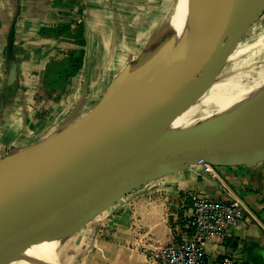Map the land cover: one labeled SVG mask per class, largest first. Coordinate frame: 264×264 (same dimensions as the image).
I'll return each mask as SVG.
<instances>
[{"label":"water","instance_id":"obj_1","mask_svg":"<svg viewBox=\"0 0 264 264\" xmlns=\"http://www.w3.org/2000/svg\"><path fill=\"white\" fill-rule=\"evenodd\" d=\"M175 0L100 104L62 131L0 159V264L73 238L126 195L192 166L264 162V92L238 108L163 130L222 62L264 0ZM8 37L10 79L17 66ZM213 84H208V91Z\"/></svg>","mask_w":264,"mask_h":264},{"label":"crops","instance_id":"obj_2","mask_svg":"<svg viewBox=\"0 0 264 264\" xmlns=\"http://www.w3.org/2000/svg\"><path fill=\"white\" fill-rule=\"evenodd\" d=\"M142 1L136 11L152 20L141 24L138 16L133 23L139 31L131 36L126 31L132 23L124 18L130 0H0V159L62 131L100 104L136 58L135 46L145 47L175 0ZM82 14L84 26H78ZM14 24L17 74L11 80L7 46ZM146 29L152 30L147 39ZM78 54L82 65L75 68ZM66 68L67 80L56 83ZM58 87L66 95L50 99ZM203 167L135 189L79 232L77 248H69L73 238L63 240L68 245L57 260L72 264L75 255L76 264H162V249L190 231L193 197L202 195L238 200L246 214L225 238L206 242L208 264H219L226 254L245 264H264V162L219 166L214 176Z\"/></svg>","mask_w":264,"mask_h":264},{"label":"rangeland","instance_id":"obj_3","mask_svg":"<svg viewBox=\"0 0 264 264\" xmlns=\"http://www.w3.org/2000/svg\"><path fill=\"white\" fill-rule=\"evenodd\" d=\"M137 1L144 3L142 0H130V2H128L129 7H130V13H124V18L127 19V21L132 23L130 24V26H128L129 28L126 31L129 34H131V36L134 35V33L139 31L138 28L136 27L138 26L139 23H136V26H134V23H133L135 19H137L138 16H139V22L141 24H144V21H146L147 23L148 21L152 20L150 14L147 15L148 18H143L144 16H142L141 14H138L139 12L136 11L138 9L136 7L138 3ZM155 1L156 0H152L151 2H155ZM160 1L161 3L164 2V0H159V2ZM188 1L189 0H187V3ZM146 2L148 3V0H146ZM79 18L81 20H79V22L78 21L76 22L77 25L84 26V19H85L84 14H82V16H80ZM70 23L71 21L69 20L66 22V25L68 26L70 25ZM142 31L146 32L145 38L147 39L148 35L151 33L152 30L146 29ZM82 42L84 44L83 39H82ZM134 49H135L134 57H137L141 53L143 46L142 45L135 46ZM84 53L85 52L83 51L82 55ZM232 58H234L235 60H240V61H235V60L231 61ZM80 61L82 62V59H80L79 54H78L77 59H75L73 63L75 68L81 67L82 63ZM221 62L222 63L219 65L218 75L216 76V78L211 80L214 82L213 83L214 86L210 90L205 91L204 90L205 86L211 81L206 83V78H203L200 84L201 88L197 90L198 84L196 85L194 90L190 93V95L186 98V100L182 103V105L166 121V124L164 125L163 129L169 127L178 118V116L176 117L175 114L184 107L185 103L190 97L194 98L195 100L194 105H197L199 109L195 111L194 116H193V121L190 122V125L197 124L204 119L212 118L216 115L223 113V112H219L218 110H215L216 106L214 105L213 106L214 108L210 111L209 116L201 115L203 109L206 108L207 105L210 102H212V100L216 96H219L222 93L221 92L222 89L228 83H229V86H231V89L228 92H231L239 88H242L243 82L240 81L239 78L243 77V79H246L245 83H249L253 80L254 77H257L258 72L264 71V5L254 15V17L242 28V30L240 31V33L238 34L237 38L232 43L230 48L224 53L221 59ZM67 72H68V69L62 71L61 73H64V75L63 77H61V79H59L60 81L57 79L56 83L62 82L63 79L67 80V76H66ZM238 76H241V77H238ZM65 95H66L65 88L62 89L61 87H58V89L54 88L53 92L49 94V97L52 100L53 99L60 100ZM250 101L252 100H249L248 102ZM64 103L68 104V101L66 100ZM46 111L47 113L45 114H49L48 109ZM81 239H82L81 233H78L77 235H75L73 237V243H71L69 248L72 249L74 246H76L75 248H77V246H79L80 244ZM32 257L21 260L17 262L16 264H31L33 261L31 259ZM77 259L78 258L75 256V258L72 259L73 260L72 264H76L75 262H77ZM60 264H63V262H61Z\"/></svg>","mask_w":264,"mask_h":264},{"label":"built area","instance_id":"obj_4","mask_svg":"<svg viewBox=\"0 0 264 264\" xmlns=\"http://www.w3.org/2000/svg\"><path fill=\"white\" fill-rule=\"evenodd\" d=\"M205 173L215 175V166L202 163ZM238 200H215L202 195L193 197L187 221L188 231L177 242L165 246L160 255L162 264H208L206 242L223 239L245 218ZM219 264H245L232 255H224Z\"/></svg>","mask_w":264,"mask_h":264},{"label":"bare ground","instance_id":"obj_5","mask_svg":"<svg viewBox=\"0 0 264 264\" xmlns=\"http://www.w3.org/2000/svg\"><path fill=\"white\" fill-rule=\"evenodd\" d=\"M177 6H178L177 14L174 17V21L176 26L180 27L183 23L182 18L187 7V0H179ZM232 60L235 59L232 58L231 61ZM235 61H240V60H235ZM218 71H219V66L209 75L203 76L202 79L206 78V83H208L209 81L216 78V76L218 75ZM202 79L198 83L197 90L201 88L200 84ZM239 80L243 82L242 88L228 92L231 89V86H229V83L226 86L224 85L225 87L222 89L221 91L222 93L219 96H216L212 100V102H210L207 105V107L203 109L201 115L209 116V113L214 108L213 107L214 105L216 106L215 110H218L219 112H225L238 108L241 105L247 104L249 100H254L260 93L264 92V71L258 72L257 77H254L253 80L249 83H245L246 79H243V77L239 78ZM213 83L214 82L211 81L208 84H213ZM213 86L214 85H212V87ZM212 87H210V89ZM194 103H195L194 98L190 97L185 103L184 107L175 114V116L176 117L178 116V118L167 128L174 126H189L190 122L193 121V116L195 111L199 110L198 106L194 105ZM67 243L68 241L61 240V241L53 242L45 247L40 248L35 252L36 254L31 258L33 260V261L31 260L32 261L31 264H60L57 259L60 256V254L62 255L64 254L66 250V246L68 245ZM73 257L74 256H72L71 259H73Z\"/></svg>","mask_w":264,"mask_h":264},{"label":"trees","instance_id":"obj_6","mask_svg":"<svg viewBox=\"0 0 264 264\" xmlns=\"http://www.w3.org/2000/svg\"><path fill=\"white\" fill-rule=\"evenodd\" d=\"M77 68V67H76Z\"/></svg>","mask_w":264,"mask_h":264}]
</instances>
